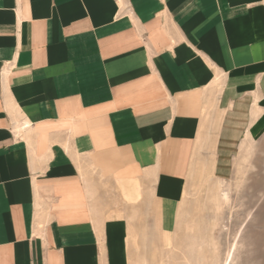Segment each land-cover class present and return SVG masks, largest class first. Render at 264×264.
I'll return each instance as SVG.
<instances>
[{"label": "crops", "instance_id": "1", "mask_svg": "<svg viewBox=\"0 0 264 264\" xmlns=\"http://www.w3.org/2000/svg\"><path fill=\"white\" fill-rule=\"evenodd\" d=\"M263 113L264 0H0V264H141Z\"/></svg>", "mask_w": 264, "mask_h": 264}, {"label": "rangeland", "instance_id": "2", "mask_svg": "<svg viewBox=\"0 0 264 264\" xmlns=\"http://www.w3.org/2000/svg\"><path fill=\"white\" fill-rule=\"evenodd\" d=\"M255 123L229 178L204 171L192 179L174 232H146L154 220L130 217L143 230L133 238L141 264H224L230 252V264H264V113Z\"/></svg>", "mask_w": 264, "mask_h": 264}, {"label": "bare ground", "instance_id": "3", "mask_svg": "<svg viewBox=\"0 0 264 264\" xmlns=\"http://www.w3.org/2000/svg\"><path fill=\"white\" fill-rule=\"evenodd\" d=\"M221 182V181H220ZM233 255H234V253L232 252H230L229 254H228V257H227V259L225 260V262H224V264H230V262L233 260Z\"/></svg>", "mask_w": 264, "mask_h": 264}]
</instances>
